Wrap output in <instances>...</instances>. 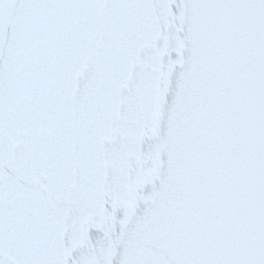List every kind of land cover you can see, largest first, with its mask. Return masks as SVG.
<instances>
[{
    "label": "snow or ice",
    "instance_id": "snow-or-ice-1",
    "mask_svg": "<svg viewBox=\"0 0 264 264\" xmlns=\"http://www.w3.org/2000/svg\"><path fill=\"white\" fill-rule=\"evenodd\" d=\"M0 264H264V0H0Z\"/></svg>",
    "mask_w": 264,
    "mask_h": 264
}]
</instances>
